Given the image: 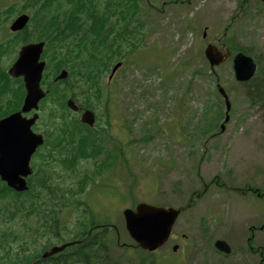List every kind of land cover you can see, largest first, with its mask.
Segmentation results:
<instances>
[{
	"label": "rangeland",
	"instance_id": "rangeland-1",
	"mask_svg": "<svg viewBox=\"0 0 264 264\" xmlns=\"http://www.w3.org/2000/svg\"><path fill=\"white\" fill-rule=\"evenodd\" d=\"M165 1L170 0H140L147 42L117 70L118 99L109 105L113 128L107 130V137L114 141L110 146L125 142L126 147L117 151L120 158L112 166L113 175L97 178L88 195L89 204L96 221L109 220L116 226L114 241L119 240L121 246L114 244L110 256L118 264H218L213 243L220 237L236 249L222 264H258V255L246 250V238L249 225L264 221V199L219 189L210 181L217 176L228 186H252L264 192V110L249 104L248 87L235 80L227 61L216 71L232 102L231 120L224 132L215 128L204 134L201 130L209 123L223 121L225 105L217 96L215 77L202 54L215 32L227 25L242 44L258 50L264 44L254 29L238 22L241 0H177L176 5L163 6ZM150 3L163 6L161 12ZM23 4L22 0L18 7ZM16 46L14 42L8 46L7 64H12ZM198 68L206 72L194 74L193 69ZM214 102L222 108L218 110ZM204 184H209L207 192L195 198L174 227L189 243L174 252L167 251L172 248L168 242L155 258L135 247L125 228L124 208L135 207L133 201L185 206L193 192L204 190ZM83 199L87 201V195ZM74 208L77 214L83 210L81 205ZM258 233L253 246L261 245L264 252V232Z\"/></svg>",
	"mask_w": 264,
	"mask_h": 264
},
{
	"label": "trees",
	"instance_id": "trees-1",
	"mask_svg": "<svg viewBox=\"0 0 264 264\" xmlns=\"http://www.w3.org/2000/svg\"><path fill=\"white\" fill-rule=\"evenodd\" d=\"M33 3H39V0H30ZM57 3V15L54 22L47 23L44 26V35L42 38L48 39L49 48L58 46V59L53 60L54 65L49 63L45 79V84L50 92L43 100V107H50L48 102H56L57 121L55 128H62L64 131L70 127L67 121V113H69L66 100L69 93L74 89L75 95H80L82 100L99 101V106L102 105L104 94L100 87L102 75L109 71L111 59L120 60L127 55L134 53L145 36L143 23L140 21L139 0H52ZM46 1L41 4L40 9L44 11ZM83 14V15H82ZM54 27L56 31V43L52 39ZM66 47H64V45ZM51 51V50H50ZM67 68L70 71L68 81H58L51 83L52 74H57L60 69ZM73 93V95H74ZM264 93V88H263ZM91 101L90 104L92 103ZM96 107V105H91ZM12 107V106H11ZM3 112L0 111V116ZM50 114V113H49ZM108 124V120H106ZM77 133H62L60 138L69 139L73 145V149L67 151V156L61 158V163L64 167L75 170L80 156H84L91 150L90 155L95 154L101 157V143L98 142L99 136L94 132L86 131L87 128L75 125ZM65 134V135H64ZM80 146H75L73 141L77 138ZM101 138V137H100ZM76 140V139H75ZM143 141H145L143 139ZM70 151V153H68ZM87 156V155H86ZM99 165L92 171H83L77 176L74 174L75 181L70 185L75 187V193L85 191L87 185L95 179L103 175L102 166L110 165L109 160H101ZM46 165V164H45ZM49 168V166H47ZM52 172H55L52 169ZM56 173V172H55ZM50 176L43 182L41 188L50 189L46 186L47 182H52ZM57 192H61L62 196L65 191H61V187H57ZM18 195V194H17ZM19 199V201H18ZM59 194L55 193L51 197L52 202H58ZM17 205L14 207L18 210L20 197L16 198ZM88 205V204H87ZM84 206L80 217L74 221L73 229L69 231L71 240L76 241L82 239L81 243L70 246L62 253L58 254L57 259H54L55 264H117V260L112 258L108 252L106 243L110 241V234L106 228L100 231L97 230L96 222L94 221V212L90 206ZM10 215H16V212L8 207ZM54 215L56 210H51ZM56 214L55 216H57ZM52 219V220H51ZM45 219L43 225L49 229L56 227L61 229L60 222L55 221L56 217ZM11 228H6L0 231V258L6 260V264H28L31 262L28 253L30 245L36 242L37 234L40 227H33L25 232L20 230L18 226L10 225ZM16 227V228H12ZM107 227V226H104ZM68 229V228H67ZM93 230V231H91ZM44 231V230H42ZM91 231V232H90ZM62 236H56L57 241L51 244L58 243ZM68 240L64 238L65 241ZM61 241V242H62ZM35 256L37 249L33 246ZM104 255L101 256V253ZM74 255L73 257H67ZM33 258V257H32Z\"/></svg>",
	"mask_w": 264,
	"mask_h": 264
},
{
	"label": "water",
	"instance_id": "water-1",
	"mask_svg": "<svg viewBox=\"0 0 264 264\" xmlns=\"http://www.w3.org/2000/svg\"><path fill=\"white\" fill-rule=\"evenodd\" d=\"M27 20V16H21L15 21L12 29L23 28ZM42 48L43 43L31 44L23 47L20 51V56L11 67L10 73L24 78L27 94L23 108L21 111L0 120V175L3 180L8 182L9 186L16 190L27 189V183L22 176L26 177L31 173L30 156L35 147L43 143V136L35 134L31 129L37 114L31 119L22 115V112L37 109L39 101L46 95L40 85L45 66V62L39 61ZM205 52L212 66L221 63L226 58L212 44L208 45ZM119 66L120 64H117L113 71ZM234 68L237 79L246 80L254 74L256 65L251 57L239 53L235 57ZM67 74V71L64 70L58 78H65ZM220 91L226 96L222 88ZM69 105L72 108H78L72 100L69 101ZM227 108L230 109L229 102ZM228 119L229 116L226 117V120ZM82 121L93 124L94 114L91 111H86ZM222 127L224 129V126ZM180 212L181 209L173 207L165 208L139 203L136 210L131 208L124 210L126 228L131 237L143 248L155 251L171 236ZM65 246H56L48 253L61 251ZM216 246L227 253L231 251L230 246L223 240H218ZM176 248L177 246H175Z\"/></svg>",
	"mask_w": 264,
	"mask_h": 264
},
{
	"label": "flooded vegetation",
	"instance_id": "flooded-vegetation-1",
	"mask_svg": "<svg viewBox=\"0 0 264 264\" xmlns=\"http://www.w3.org/2000/svg\"><path fill=\"white\" fill-rule=\"evenodd\" d=\"M9 3L10 0H0V30H3V32L7 33V36L4 37L0 32V64L1 65L6 64V60L4 59V57L6 56V50L8 49L9 40L11 37L9 31L10 30ZM238 13L240 16L238 22H242L245 25V27L254 29L257 35L260 36L261 43L264 44V0H241ZM25 33H27V31L23 29L21 31L15 32L12 35V37L15 38L17 36H23ZM212 42L215 43L220 48L229 47L231 49L230 51L231 55L227 59L228 61L231 62L232 66H233L234 58L238 53H244L254 59V61L257 64V72L253 77H251L247 81L241 82V84H244L245 86L248 87L247 98L253 99L256 102V104H258V106L262 107V109L264 110V93H263L264 45L262 46L261 50H258L254 46L249 47L245 42H243L242 44L241 42L237 41V39L235 38V33L233 32L232 27L230 25L225 26L223 31H221V28H219V30L215 32L214 37L212 38ZM18 101H19V97L16 98L14 105H16ZM0 109H3V107L0 106ZM16 110L17 109H15V111ZM32 114L33 112L29 113L27 116H31ZM40 153H41V148L38 147L37 151L32 155L33 164L34 162L38 161L40 157ZM33 168L35 169L36 172V168L34 167V165ZM262 231H264V222L260 223L259 225H249V234H251L252 237L255 236L256 232H259L258 234H260V232ZM249 238L250 235L247 238L248 252H250L253 255L257 254L258 264H264V260H263L264 252L261 250V247L259 246L257 249L254 248L250 249V245L248 242ZM216 253L218 254V256L224 259L230 256V254H225L219 250H216ZM238 253L241 254V252ZM73 256L68 255L67 257L69 258ZM51 260H41V258H38L37 262H39V264H55L54 260L52 261ZM218 264H221L220 261H218Z\"/></svg>",
	"mask_w": 264,
	"mask_h": 264
}]
</instances>
